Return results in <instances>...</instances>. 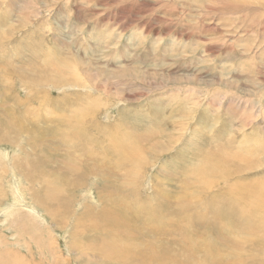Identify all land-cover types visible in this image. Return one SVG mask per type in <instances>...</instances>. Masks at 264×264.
Wrapping results in <instances>:
<instances>
[{
	"label": "rangeland",
	"instance_id": "obj_1",
	"mask_svg": "<svg viewBox=\"0 0 264 264\" xmlns=\"http://www.w3.org/2000/svg\"><path fill=\"white\" fill-rule=\"evenodd\" d=\"M47 62H58L68 71L60 73ZM15 69L36 72L37 82L48 73L55 78L34 87L27 77L16 79ZM0 80L10 100L2 102L7 105L0 110L3 114H7L6 107H13L14 116L19 114L22 120L36 113L30 122L36 129L34 135H40L41 147L46 145L41 155L53 154L56 146L62 155L57 159L64 160L68 144L58 146L56 136L68 131L59 120L65 114H82V132L89 129L97 134L85 146L101 142L108 147L112 140L118 146L127 145V158L113 150L107 159L114 174L125 172L130 176L127 182L138 180L133 182L143 198L157 190L170 194L176 209V199L205 202L209 195L226 205L222 199L230 203L226 195L230 189L238 194V183L244 187L264 179V0H0ZM25 82L31 88L28 98ZM13 96L24 103L11 104ZM90 121L94 122L91 126ZM148 131L156 132L154 141L136 139ZM243 147L257 156L242 157L247 151ZM4 150L9 160L0 159V240L12 242L6 241L8 246L0 250L21 255L24 259L20 256L17 264H107L99 254L91 255V261L80 256L69 225L57 223L31 200L26 179L14 168H20L17 162L32 160L29 152L22 154L11 144H0V155ZM67 151L72 163L80 165L85 158ZM231 158V163L220 161ZM246 158L251 159L248 164L243 162ZM49 167L53 169L54 162ZM204 167H210L213 176L209 179L214 183L206 189L196 174ZM89 183L91 201L96 202V189ZM88 191L78 193L85 196ZM132 201L141 203V199ZM26 205L38 210L37 218L27 215ZM146 206L136 205L134 210H140L132 214L141 216ZM209 206L217 209L213 201ZM75 207L65 210L64 216ZM209 212L197 209L195 215L205 222L213 218ZM199 232L204 236H195L182 248L212 241L205 236L206 228ZM122 234L128 238L130 231L124 229ZM236 236L230 233L227 242H220L217 260L226 262L251 252L264 260L263 251H250L247 244L238 248ZM171 239H161V246L169 248L175 260H187L177 240ZM210 260L206 258L204 264Z\"/></svg>",
	"mask_w": 264,
	"mask_h": 264
},
{
	"label": "bare ground",
	"instance_id": "obj_2",
	"mask_svg": "<svg viewBox=\"0 0 264 264\" xmlns=\"http://www.w3.org/2000/svg\"><path fill=\"white\" fill-rule=\"evenodd\" d=\"M47 63L50 67H57L56 69H58L60 73L66 74L65 72L68 71L63 69V66L58 62ZM29 69L28 71L31 70ZM44 71L45 73H48V71ZM33 73L36 74V72ZM33 73L28 74L21 70L18 72L17 69H15L13 76L19 80L22 77H27V79L31 80L30 82L34 87L40 84L47 85L51 83L53 78H55L48 73L45 78L38 76L41 77V80L37 82L33 77ZM3 76L5 75L1 76L2 79ZM25 83L22 84L23 88L26 90L25 97L28 98L31 88L30 83H26L27 85H25ZM54 84L57 83L54 82ZM1 88L2 86L0 87V110L1 108L5 109V104L3 105L2 102L10 101L6 91ZM48 100L52 102V99ZM12 101L11 104L13 105L24 103L23 100H20L17 96H13ZM6 110L7 114H3L4 112L2 113L0 111V114H3L4 116L3 120L0 119V144H11L16 148L15 151H20L22 154L29 152V155L33 157L31 161L29 160V163L17 162L16 166L19 165L20 168H14L26 179L23 178L28 183L26 189L34 204L39 206L45 213L49 214L57 223L69 225L70 234L73 237H76L73 242L74 247L80 256H86L87 260L91 261V255L99 254L100 256H98V258L101 257L99 259L103 260L104 263L106 261L107 264H204L205 259H208L209 257L211 259L209 264H264V260L261 258L258 259L256 253L252 254L253 252L247 256L239 254L233 259L226 260V262L221 259L217 260L216 257L219 255L220 242L223 240L227 242L229 234L234 232L239 240V244H237L238 248L241 244L242 247L240 249H243L244 244H247L246 246L250 248V251L257 253L260 251L264 252V179L252 181L251 183L248 182L249 184L244 187L238 183L239 188L235 189L238 194L231 189L228 190L231 193L226 196L230 200V203L225 198L222 199V203L226 205H221L217 196L209 195L208 197L210 198L205 202H198L199 199H194L192 202L176 199L178 206V209H176L172 206L170 194L157 192L156 190L149 198H143V195H140V192L137 190L136 182H138V180L134 178V180H128L127 182V179L130 178V176L125 172H119L117 174L112 172L111 161H109L107 157L113 150H119L123 155L122 158H127V145L118 146L117 142L112 140L108 147L102 145L101 142L85 146V142L88 144L94 135L95 138L97 137V134L91 132L89 129L88 132H82L84 127L81 123L84 119V115L73 113L71 115L65 114L63 116L61 114L63 120L59 118L61 119L59 120L60 124L65 126L68 133H65V136L58 134L56 139L59 143L58 146L68 144V147H65L66 149L64 150L65 159L59 160V158L57 159V156L59 155L62 157V155L59 154V148L56 146L53 148L51 147L54 151L53 154L47 156L46 153H43L41 155V152L44 151L46 145L41 147L42 140L39 138L40 135H34V130L36 129L33 127L34 124L30 122L32 116L36 113L31 115V118L24 115V119L22 120V117H19V114L16 117L14 116L15 110L13 107H6ZM42 120L45 121V119ZM35 121L37 122L39 120L36 119ZM89 123L90 126L94 124L92 121ZM64 126H62V128ZM87 128L85 129L87 130ZM104 131L101 130L99 132L113 137V133H105ZM56 133H58V131ZM148 133L149 134L145 133L144 135L134 134L133 138L137 135L138 137H136V139L138 141L140 140L139 137L143 138V141L145 142L154 141L156 138V132L148 131ZM57 142L55 141V143ZM153 143H151V145ZM33 145L37 147V150L32 147ZM98 148L101 149V151H95ZM68 149H71L74 154L79 152L80 156L85 157L83 160L79 158L81 160L80 165H78L75 160L74 163L68 160L72 157L67 151ZM17 152L13 154L12 157H16ZM6 154L7 151L4 150L2 155H0V159L3 158L9 160L6 158ZM35 154H37L38 157H35ZM93 154H98L99 158H96L97 156ZM212 154L208 156L214 158ZM248 154L250 157H254L257 156L258 153L253 151V154H251L250 151L247 150L242 157H245V155ZM91 156H94L95 158ZM76 159L78 158L76 157ZM24 160L26 161V159ZM250 160L251 159L247 160L246 158L243 162L248 164ZM220 161L233 162L234 160L231 158L227 160L221 159ZM51 162H54V168H51L50 170L49 165ZM138 162H143V160ZM216 163L218 164L219 162ZM41 167L42 169H40ZM139 168H141V164H139L138 170ZM67 173L69 174L68 176L65 175ZM233 173L234 172H230L229 175H235V173ZM196 174L198 179L202 181L201 183L204 184L205 189L214 185L213 181L209 179V176H213L210 167H206L202 173L198 172ZM133 175L134 174L131 175V178ZM229 175L226 176L228 177ZM89 179H91V181H89ZM70 181L73 182L69 183ZM89 182H91V186L96 189V202L91 201L93 195H91L92 188L90 187ZM38 184H41V186L38 187ZM131 184L135 185L136 188L129 186ZM86 189H89V191L85 196H80L78 191ZM75 192H77V194ZM75 196L78 197L76 198ZM132 198L133 200L138 201L141 199V203L133 202ZM173 199L175 198L173 197ZM211 201H213L214 205L217 207L215 211L210 210L211 208L209 204ZM231 202L232 207L230 210L229 205ZM15 203L16 201L14 200L13 205H15ZM78 204H82L80 206L81 209H79L80 207H75V205ZM140 204L147 205L146 211L142 212V215L139 217L134 216L132 212L140 210H134L136 205L138 206ZM73 205L75 207L73 211H67L66 216H64V211L69 210V208L71 209ZM26 209L29 211L27 214L28 216L36 217L34 214L38 212L37 209L31 207V205H26ZM197 209L209 210V213L210 215H213V218L209 216L207 221H200L195 215V210ZM2 210L4 213H8L6 208H2ZM39 216L40 214L38 213V218H40ZM179 218L181 219V222L178 223L176 221H179ZM139 221L140 224L138 227L132 226V223ZM187 224H189L188 227L193 228L192 232L187 229ZM201 228L207 229L205 236L212 238V241L204 242V244L197 243L191 245V248L188 247L187 250L182 248L184 245H189L188 241L191 244L192 242L190 240H193L195 236H204L203 232H199V229ZM124 229L130 231V234L127 235L129 236L128 238L123 237L122 232ZM184 230H187V233H183L182 231ZM225 233L227 234L225 235ZM167 236L170 239L172 238L171 240H173V237L177 240L176 243L179 244L180 250L186 254L185 259L187 260H180L179 262L175 260V257H171V255L169 256L170 249L162 247L160 242L161 239H165ZM2 240L7 241V239ZM6 241L0 240V247L7 245V242L9 241ZM6 250L8 249L0 250V264H17L20 262V259L22 258L20 254L21 257L19 256V259L16 255L5 253ZM201 253L203 257L199 259L198 257L201 256ZM172 255L175 254L172 253Z\"/></svg>",
	"mask_w": 264,
	"mask_h": 264
}]
</instances>
